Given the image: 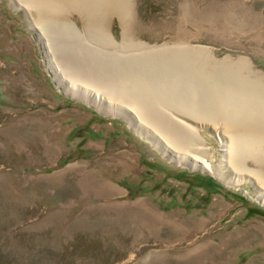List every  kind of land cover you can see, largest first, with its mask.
Masks as SVG:
<instances>
[{"label":"rangeland","instance_id":"rangeland-1","mask_svg":"<svg viewBox=\"0 0 264 264\" xmlns=\"http://www.w3.org/2000/svg\"><path fill=\"white\" fill-rule=\"evenodd\" d=\"M127 1L126 22L107 4L113 42L102 50L123 69L186 50L191 77L237 73L264 88V0ZM76 13L57 23L84 34ZM26 22L0 0V264H264V206L252 182L233 188L176 165L124 119L63 93ZM77 42L100 49L88 36ZM205 87L189 99L215 111ZM190 122L215 160L220 126Z\"/></svg>","mask_w":264,"mask_h":264},{"label":"bare ground","instance_id":"bare-ground-1","mask_svg":"<svg viewBox=\"0 0 264 264\" xmlns=\"http://www.w3.org/2000/svg\"><path fill=\"white\" fill-rule=\"evenodd\" d=\"M9 1L25 12L26 23L40 43L46 69L63 93L102 115L124 119L132 131L176 165L203 171L233 188L251 181L255 189L254 199L264 206L262 86L248 82L247 77L241 78L237 73L206 77L196 71L191 77L188 67L192 60L185 57L186 50H181V57L158 62L151 53L136 57L131 61L137 60V64L123 69L119 65L121 57L108 59L107 52L102 50L113 42L110 34L105 32L110 11L105 8L107 4L113 6V12H117L124 22L130 12L127 0ZM68 8L81 15L85 22L84 34L74 24L65 25L66 20L57 23L58 17L63 16ZM31 11L36 12V19ZM87 36L93 38L101 50L77 42ZM224 79L227 81L222 82ZM233 83L242 86L235 87ZM207 84L211 95L217 97L212 96V102L218 105L215 111L200 108L205 101L202 96H198L199 106L195 99H189L191 92L199 91ZM198 93L195 92V97ZM258 103L261 104L256 105ZM170 110L176 112L169 113ZM190 119L209 123L214 130L220 126V132L213 133L219 144L215 160L211 147L201 135V127ZM249 160L257 165L256 169L248 166Z\"/></svg>","mask_w":264,"mask_h":264},{"label":"trees","instance_id":"trees-1","mask_svg":"<svg viewBox=\"0 0 264 264\" xmlns=\"http://www.w3.org/2000/svg\"><path fill=\"white\" fill-rule=\"evenodd\" d=\"M264 214V213H263ZM264 216V215H263Z\"/></svg>","mask_w":264,"mask_h":264}]
</instances>
